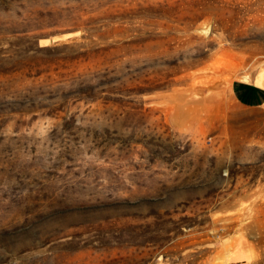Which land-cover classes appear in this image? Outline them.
<instances>
[{
    "label": "rangeland",
    "instance_id": "374dc122",
    "mask_svg": "<svg viewBox=\"0 0 264 264\" xmlns=\"http://www.w3.org/2000/svg\"><path fill=\"white\" fill-rule=\"evenodd\" d=\"M263 77L264 0H0V264H264Z\"/></svg>",
    "mask_w": 264,
    "mask_h": 264
},
{
    "label": "crops",
    "instance_id": "0c3cea01",
    "mask_svg": "<svg viewBox=\"0 0 264 264\" xmlns=\"http://www.w3.org/2000/svg\"><path fill=\"white\" fill-rule=\"evenodd\" d=\"M230 91L234 101L241 107H264V87L254 81L236 78L231 83Z\"/></svg>",
    "mask_w": 264,
    "mask_h": 264
},
{
    "label": "bare ground",
    "instance_id": "6f19581e",
    "mask_svg": "<svg viewBox=\"0 0 264 264\" xmlns=\"http://www.w3.org/2000/svg\"><path fill=\"white\" fill-rule=\"evenodd\" d=\"M256 84L261 86V87H264V77L263 78H260L259 80L256 81Z\"/></svg>",
    "mask_w": 264,
    "mask_h": 264
},
{
    "label": "trees",
    "instance_id": "16d2710c",
    "mask_svg": "<svg viewBox=\"0 0 264 264\" xmlns=\"http://www.w3.org/2000/svg\"><path fill=\"white\" fill-rule=\"evenodd\" d=\"M34 40L36 39L35 36H31ZM35 44V43H34ZM35 47V46H34Z\"/></svg>",
    "mask_w": 264,
    "mask_h": 264
}]
</instances>
